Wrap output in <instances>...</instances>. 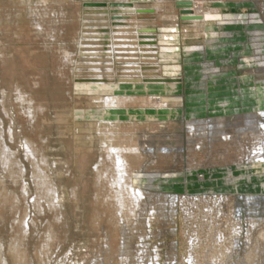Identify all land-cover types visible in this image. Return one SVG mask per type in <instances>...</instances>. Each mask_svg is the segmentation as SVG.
I'll return each mask as SVG.
<instances>
[{"label": "rangeland", "instance_id": "rangeland-1", "mask_svg": "<svg viewBox=\"0 0 264 264\" xmlns=\"http://www.w3.org/2000/svg\"><path fill=\"white\" fill-rule=\"evenodd\" d=\"M117 1L0 0V264H264V160L188 170L185 157L184 171L152 180L144 170L148 150L186 151L190 121L214 126L224 118L235 131L245 115L264 112V63L258 58L264 60V0H131L151 4L144 16L153 25L142 30L156 38L152 53L139 52L143 61L136 65L117 62L112 52L90 56L80 46L85 24L93 29L85 13L107 15L94 6L131 12L115 8L128 3ZM179 1L209 15L207 23L185 27ZM172 17L175 22L168 21ZM113 18L120 25L114 31L123 33L115 36L132 37L133 27L124 24L133 22ZM158 44L165 58L153 49ZM139 68L149 70L148 80L121 76L139 74ZM95 74L111 91L88 81ZM175 96L177 106L156 103ZM106 97L126 101L100 105ZM130 147L139 160L126 159L128 179L121 182L111 150ZM130 183L150 194L175 195V217L169 197L166 218L150 201L139 211L126 198ZM190 196L229 197L233 205L221 200L211 209L194 207ZM238 209V247L230 250Z\"/></svg>", "mask_w": 264, "mask_h": 264}, {"label": "bare ground", "instance_id": "bare-ground-1", "mask_svg": "<svg viewBox=\"0 0 264 264\" xmlns=\"http://www.w3.org/2000/svg\"><path fill=\"white\" fill-rule=\"evenodd\" d=\"M130 1L131 0H124L123 2H125V3L128 2V3L127 4L117 5V7H115V8H122V7L132 8L131 12H128V13H125V12H122V11L116 12L118 9L116 11L112 12L113 10H112L111 7H113V6H111V5H96V6L93 7V8H98V9L102 8V11L105 10L106 11L105 14H107L106 16H103L104 14L101 15L99 13L100 11H93V12H86L85 13V15L88 14L87 17L89 18V19H85V22L93 20L92 22H90L91 25H92L91 28H93L91 30L92 32H89L90 30H88L89 26L87 25V23L84 26L86 30L82 32V34H84V35L86 34V35L81 38V41L84 40V43L82 45H80V46L84 48L85 52H91L92 54H90V56H95L97 54L101 55L102 58H105L108 55L109 56L111 55V53H109V54L107 53L106 54L105 52H112V53L117 54V56H114V58H117V62H122L124 64H129V65H136V64H138V62L143 61L141 59V57L138 56L140 53L141 54L142 53H148V54L152 53V51H151L152 48L150 49L149 46L152 45V41L154 39H156V38H155L154 34L153 35L151 34L152 32L149 31L150 29L142 30V28L146 29L147 27H150L151 25H153V23H151V22L149 23L148 22L149 18H146V16H144V15L148 14V12H152L151 8H150L151 4H147L146 6H143L144 5L143 3L132 4ZM100 2H101V0H100ZM117 2H119V0ZM185 2L186 3H190V4L189 5H186V4L185 5H179L178 4V6H177L180 9H182L180 11V14L183 15V18H181V19H182V23L185 25V27H188V28L195 27L196 28V27L202 26L205 23H207L206 20H208L210 18L209 15H206L205 13L198 12L197 9H196L198 7L195 6L196 8H194L193 7L194 5L192 4V2H190V1H185ZM108 12L110 14H108ZM98 14H100L99 17H91L92 15L98 16ZM117 15L128 17V18H125L123 20L124 22H133L131 24L130 23L129 24H127V23L124 24L126 27H130V29H131V27H133V32H131L132 37L129 36V38H122L120 36H115V34H123V33H117V30L114 31V27L116 28V27L120 26L118 24L114 25L115 23L113 24V22L117 20V19H115L113 17L117 16ZM119 21H121V20H119ZM168 21L175 22L176 20H175L174 17H172V19L168 20ZM170 25H171V23H170ZM173 27H175V24H173ZM104 28H107L108 31L106 29H104ZM120 31H122V30H120ZM106 32H107V34H106ZM91 34H94V35L90 36ZM77 38H79V37H77ZM104 40H107V43H109V44L108 45H104V42H103ZM90 41L94 42L95 44H90ZM98 42H100V43L102 42V44H99ZM96 43H98V44H96ZM105 43H106V41H105ZM161 46H160V44H158V46H156L158 48L154 47L153 49H157L155 52L159 55V57L162 56V58H165L164 54L166 53L165 52L166 50L164 48H162ZM134 47H136L137 50H133ZM139 49H142V50H139ZM257 50H258V48H257ZM258 58L261 60L262 63H264V60H263L262 57H258ZM144 61H147V60H144ZM128 69H127V71H128ZM148 71H149L148 69L144 70V69L139 68V72H138L139 74H135V73H133V74L129 73L128 74V73L124 72L125 74H123V75L121 74V76H125L127 80L134 79V78L141 79V80L142 79L143 80L144 79L148 80L150 78V77H148V75H149ZM97 72H100V71H97ZM133 72H134V69H133ZM260 72L261 73L264 72V66H262ZM121 73H123V70H122ZM261 75H263V74H261ZM95 76H96L95 78H97V79H95V80H91L90 79L88 81H90L92 83H100V84H102V85H99V86H101V89L103 90V92L111 91V90L108 91V89H110V87L108 88L107 86H103V82H104V78L105 77H100L97 74H95ZM120 79H122V78H120ZM156 80L157 81L161 80V77H159V76L155 77V81ZM175 80L176 79H172L171 82L172 83L173 82L176 83ZM174 86L175 85H173L172 88ZM109 97H111V96H109ZM175 97L176 98H173V97L172 98H159L156 103H159V104L164 103V105L165 104L168 105L171 102H175L174 104H176V106H177L178 104H180L181 100L180 99L178 100L177 96H175ZM125 101L126 100L123 101V100H119V99H116V98H108V97L100 98V100H99L100 105L102 104L103 106H106V107L110 106V105H115L116 103L117 104H122ZM153 103H155V102H153ZM170 105H172V104H170ZM102 111H103V109H102ZM243 119H244V123L245 124L241 125V127L239 129L235 130V131L232 129V127L230 125L224 123V118L216 119L218 124L217 125L215 124L214 126L209 124L210 120H193V121L188 122L187 123V135H186L187 137H186V140H185L186 141V149H185L186 151H184V149H182V148H171V147L170 148H167V147L166 148H156L154 150H148L147 154H146L147 155L146 157H150V160L147 163L146 167H144V170L148 171V174L150 173L149 174V178H150V180H152V179H154L156 177L166 176V174H167V172H169V170H175V171L176 170H178V171L181 170V171H184V169H182V164H183V161H184L185 157H186V161H187V169L188 170H198L200 168H202V169H210L211 167H220V166H223V165L225 166L226 163H228V164H231V163L240 164V163H244V162H255V161H257V162L261 161L262 162L264 160V121H262V120H264V112H261V111L258 112V113L254 112L253 114L245 115L243 117ZM260 126H261V128H263V130H261ZM219 127L222 128V129H219ZM213 130H214V132H213ZM137 138H138V136H137ZM161 138H163V137H161ZM163 139H165V137ZM138 143H137V145H138ZM139 145H140V143H139ZM180 146H182V145H180ZM111 152H112V154H110V155L114 159V162H113L114 166L113 165L112 166H113V168L114 167L116 168L117 175H116L115 172H113V173L116 176H118L119 180L122 182V180L124 179L125 175H127V173H128V169L130 168V164L126 161V159L130 156L131 158H133L134 161H137V160H139L138 155L140 156V154H138V151L136 150L135 147L134 148L132 147L129 151H124L122 149H119V150L112 149ZM139 153H140V151H139ZM114 169H112V170L114 171ZM140 170H141V168H140ZM145 174H146V172H145ZM140 176H137V177H140ZM137 177H135V178H137ZM126 179H128V178H126ZM126 179H124V180H126ZM120 181H118V183L116 182L117 186L121 187L122 188L121 190H125V189H123V186H122L123 184L120 185L121 184ZM130 181H128V182H130ZM114 185H116V184H114ZM124 186H125V183H124ZM112 187L115 188V186H112ZM127 187L129 189L128 190L129 197H126V196H124V197L132 199L133 203L130 201V204L132 203L136 207L137 206L138 207L139 206L143 207L144 204H145V201L146 202L150 201V205L152 206V208L153 209L157 208L158 211L160 212V215L162 217L166 218L164 216V214H165L164 213L165 212L164 211V207L167 205L168 201H166V200H167V198L169 196L167 197V196L162 195V194H152V193L150 194L148 191H143L142 189L135 188L132 185V183L128 184ZM114 188L112 189L113 191H114ZM116 188H118V187H116ZM118 189H120V188H118ZM115 195H116V198H117V202H119V203L123 202L122 192H120V190H119V192H116ZM183 196H185V195H183ZM223 197L220 196V197L211 198V197H208V196L207 197H204V196L196 197L195 196V197L191 198V196H190V198H191L190 199V203L193 204V206L194 205L196 206L197 204H201V205L205 204V209L206 208L211 209V207H212L211 204L213 206L214 205H218V204L221 206V205H223V201H227V202H224V203H228L229 202V197L227 199L223 198ZM238 197L240 199V196H238ZM168 199H169V205L168 206H170V208H171L170 217L174 218L175 217V207L177 205L176 204L177 203L176 202L177 198L174 195V196L169 197ZM221 200H223V201L221 202ZM179 202H180V204H182V199H180ZM229 203H231V202H229ZM246 203H248V201ZM253 203L256 204V201L255 202L253 201ZM220 206L218 208L216 207V210H215L216 212L215 213H219V214L222 213L220 211V208H221ZM225 207H227V206H225ZM139 211H141V208L139 209ZM151 211H153V210H151ZM230 211L232 212V210H230ZM249 211H251V210H249ZM246 212H248V211H246ZM246 212H244V213L246 214ZM233 218L236 220L237 229L233 228L234 229V231H233L234 232V237L232 238V246H231L230 250L232 248L236 247V246L238 247L237 240L239 238L237 239V236L239 235V233L241 231V226H240L241 218H240V210L239 209L237 210L236 214H234ZM255 222H257V221L254 220V219H250V218L248 219V224L250 226H252V227L256 226V224L254 225ZM246 233H247V231H246ZM246 233H244V234H246ZM247 244H249V243H247ZM226 250H227V248H226ZM169 251L170 250H168V252ZM171 251H172L171 258H173L175 256V254L173 256L174 246L172 247Z\"/></svg>", "mask_w": 264, "mask_h": 264}, {"label": "water", "instance_id": "water-1", "mask_svg": "<svg viewBox=\"0 0 264 264\" xmlns=\"http://www.w3.org/2000/svg\"><path fill=\"white\" fill-rule=\"evenodd\" d=\"M177 4H179V5H189L190 3H186V2H178ZM148 13H151V12H148Z\"/></svg>", "mask_w": 264, "mask_h": 264}, {"label": "crops", "instance_id": "crops-1", "mask_svg": "<svg viewBox=\"0 0 264 264\" xmlns=\"http://www.w3.org/2000/svg\"><path fill=\"white\" fill-rule=\"evenodd\" d=\"M138 82V81H137ZM137 82H133V83H137Z\"/></svg>", "mask_w": 264, "mask_h": 264}]
</instances>
